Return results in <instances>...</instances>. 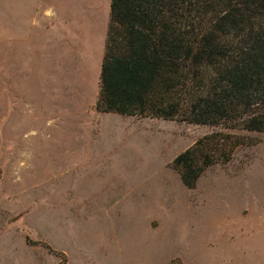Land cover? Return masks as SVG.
<instances>
[{
  "label": "rangeland",
  "instance_id": "1",
  "mask_svg": "<svg viewBox=\"0 0 264 264\" xmlns=\"http://www.w3.org/2000/svg\"><path fill=\"white\" fill-rule=\"evenodd\" d=\"M60 1L77 14L80 2L83 12L94 5ZM77 23L89 31L85 16ZM9 52H0V264H264V132L100 114L92 134L58 130L64 110L46 109L47 89L37 86L41 55L19 99ZM42 112L51 127L23 133ZM210 135L204 149L215 161L187 187L173 160ZM31 138L46 142V158L57 162L16 166Z\"/></svg>",
  "mask_w": 264,
  "mask_h": 264
},
{
  "label": "trees",
  "instance_id": "2",
  "mask_svg": "<svg viewBox=\"0 0 264 264\" xmlns=\"http://www.w3.org/2000/svg\"><path fill=\"white\" fill-rule=\"evenodd\" d=\"M95 108L264 132V0H111ZM211 137L173 160L187 187Z\"/></svg>",
  "mask_w": 264,
  "mask_h": 264
},
{
  "label": "crops",
  "instance_id": "3",
  "mask_svg": "<svg viewBox=\"0 0 264 264\" xmlns=\"http://www.w3.org/2000/svg\"><path fill=\"white\" fill-rule=\"evenodd\" d=\"M60 2V0H0V21L4 20L8 29L4 31L5 29L0 27V32L4 34L0 35V52L10 48L11 77L19 84L13 89L19 92V99L23 93L26 94V90L20 87L23 85L21 81H25L28 75L33 74L35 59L37 55H41L39 58L42 63L43 80L42 83L38 82L37 86L42 87L44 91L47 89L46 109L54 106L56 109L64 110L62 116L65 121L58 126V130L70 129L75 135L88 129L92 134L94 128L98 126L97 120L93 119L99 114L101 118L110 120L125 116L117 113H100L95 108L101 63L106 48L111 0L104 3L94 0L92 7L84 6V12L83 3L80 2L79 14L61 7ZM83 15L89 23L87 33H83V27H77L78 17L81 24ZM34 42L39 45L38 49L35 48ZM91 62L96 67L94 75L97 83L94 92L88 88L91 83ZM42 113V116L25 122L28 130L23 133H32V136H35L39 133L38 129L51 127L52 116ZM18 118L22 119L17 125V132H20L23 129L21 125L24 117ZM11 124L13 127V123ZM22 145L24 149L20 148L22 150L20 156L23 158H16L17 163L14 162L16 166L24 165L25 161H32V165L37 167L57 162L56 159H50V155L46 158L48 148H51L46 142L31 138ZM17 147L19 148V145ZM8 148L13 150L16 145L6 147Z\"/></svg>",
  "mask_w": 264,
  "mask_h": 264
}]
</instances>
